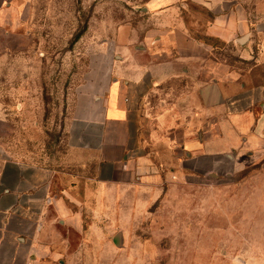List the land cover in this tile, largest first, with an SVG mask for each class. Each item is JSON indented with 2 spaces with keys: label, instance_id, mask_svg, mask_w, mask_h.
<instances>
[{
  "label": "rangeland",
  "instance_id": "1",
  "mask_svg": "<svg viewBox=\"0 0 264 264\" xmlns=\"http://www.w3.org/2000/svg\"><path fill=\"white\" fill-rule=\"evenodd\" d=\"M148 1L22 0L11 8L13 23L0 24V153L46 171L51 193L80 214L52 227V252L33 253L32 264H264V167L216 171L161 147L156 172L103 183L96 160L67 143L75 86L112 50L120 28L132 31L146 19L140 10ZM243 1L251 16L239 33L249 34L244 44L206 35L214 12L201 0H188L185 15L218 60L259 83L264 0ZM9 49L24 65H15V86L6 91Z\"/></svg>",
  "mask_w": 264,
  "mask_h": 264
},
{
  "label": "crops",
  "instance_id": "2",
  "mask_svg": "<svg viewBox=\"0 0 264 264\" xmlns=\"http://www.w3.org/2000/svg\"><path fill=\"white\" fill-rule=\"evenodd\" d=\"M201 1L214 12L208 37L232 42L250 27L243 0ZM20 2L0 0V24L13 23L11 8ZM187 6L188 0H149L140 10L146 19L132 31L120 28L112 50L74 88L67 143L96 160L103 183L156 172L161 147L216 171L264 167V75L255 83L218 60L215 48L190 31ZM2 55L8 91L24 60L10 49ZM79 218L51 193L46 171L0 153V264H32L33 253L52 252L58 221Z\"/></svg>",
  "mask_w": 264,
  "mask_h": 264
},
{
  "label": "water",
  "instance_id": "3",
  "mask_svg": "<svg viewBox=\"0 0 264 264\" xmlns=\"http://www.w3.org/2000/svg\"><path fill=\"white\" fill-rule=\"evenodd\" d=\"M249 39V35H245L239 39V42L244 44ZM116 241L119 242V236H116Z\"/></svg>",
  "mask_w": 264,
  "mask_h": 264
},
{
  "label": "trees",
  "instance_id": "4",
  "mask_svg": "<svg viewBox=\"0 0 264 264\" xmlns=\"http://www.w3.org/2000/svg\"><path fill=\"white\" fill-rule=\"evenodd\" d=\"M196 38L199 39V40H202V41H203V39H201V38L198 37V36H196ZM210 38H213V37H210ZM204 42H206V41H204ZM206 43H208V42H206Z\"/></svg>",
  "mask_w": 264,
  "mask_h": 264
}]
</instances>
